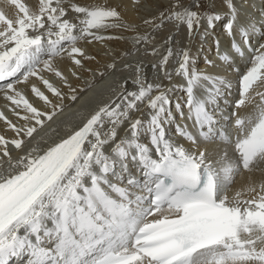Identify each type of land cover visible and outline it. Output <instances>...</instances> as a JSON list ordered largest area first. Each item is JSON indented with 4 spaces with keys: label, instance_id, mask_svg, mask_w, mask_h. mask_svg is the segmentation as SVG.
I'll list each match as a JSON object with an SVG mask.
<instances>
[{
    "label": "snow or ice",
    "instance_id": "snow-or-ice-1",
    "mask_svg": "<svg viewBox=\"0 0 264 264\" xmlns=\"http://www.w3.org/2000/svg\"><path fill=\"white\" fill-rule=\"evenodd\" d=\"M7 2L18 12L9 18L0 11V82H5L0 90L6 89V98L23 109L20 119L25 124L17 127L6 121L16 135L10 140L0 135V151L8 157V145H12L25 154L14 163L10 158L9 168L0 170V264L20 260L24 264H264V184L258 192L249 189L254 195L248 199H238L239 192L230 199L226 193L233 169L200 147L202 141L217 138L233 143L230 125L237 113L226 114L219 106V99L230 94L231 82L198 72L188 50L177 53L175 73L187 82L185 107L194 131L186 123L177 124L176 135L187 146L166 134L174 116L169 93L183 86L145 84L137 65V75L130 81L134 87L120 84V91L94 109L67 139L47 147L43 154L31 147L26 150L25 138L32 137L45 119L51 120L62 103H53L32 85V93L52 109L38 110L15 85L36 77L62 101L64 93L44 77L46 72L54 73L68 87V98L75 100L76 89L54 67V59L70 60L69 72L79 79L80 73L88 71L85 62L94 57L78 42L121 38L99 33L131 25L121 22L115 7L38 0L33 10L21 0ZM157 2L163 10L143 21L153 29L171 21L177 27L185 25L192 37L202 19L207 20L208 29L221 20L219 14L201 13L200 0H189L187 6L183 0H176L175 6L172 0ZM227 6L232 17L224 28L232 35L236 14L231 0ZM200 34L206 35L207 29ZM241 35L251 53V66L240 76L237 108L245 104L254 82L264 78V26L242 28ZM135 39L142 44L149 36ZM172 39L168 37L169 44ZM231 47L247 60L240 46L233 42ZM157 52L158 48L152 49L153 54ZM172 55L169 48L161 68ZM219 58L229 59L228 55ZM107 67L115 69V63ZM164 75L172 79L170 72ZM197 87L204 89V98L194 94ZM174 106L183 119L181 102ZM133 112L141 115L132 118ZM0 120H6L3 113ZM125 121L130 138L113 145L117 128ZM234 123V168L251 172L264 162V107L258 115L237 117ZM145 134L150 146L140 142Z\"/></svg>",
    "mask_w": 264,
    "mask_h": 264
},
{
    "label": "bare ground",
    "instance_id": "bare-ground-1",
    "mask_svg": "<svg viewBox=\"0 0 264 264\" xmlns=\"http://www.w3.org/2000/svg\"><path fill=\"white\" fill-rule=\"evenodd\" d=\"M207 1L215 9L212 14H219L221 20L216 21L214 27L208 29L207 20L202 19L199 32L189 37L187 28L183 24L177 27L175 22L166 21L161 28L153 29L150 25L143 23L145 19L156 17L158 12L163 10V6L158 4L157 0H71V2H75L81 6L115 7L120 13L121 22L131 25V27L108 29L106 31L101 30L99 33L105 36L110 35L121 38L93 42L92 44H87L85 41L78 42L79 47L94 57V59L85 62V67L88 71L80 73L79 79L71 76L69 72V68L71 67L70 60L64 56L54 59V67L62 71L68 77L72 87L76 89L75 95L77 98L75 100L68 98V87L54 73L46 72L44 73V77L54 87H57L64 93L62 101L57 100L36 77H31L29 81L15 85V88L38 110L52 111L49 106L45 105L44 101L32 93V85H35L44 92L53 103H62V107L56 110L51 120L45 119L42 125L36 126V131L32 137L25 138L26 150L31 147L35 148L39 153L47 146L49 147L61 140L74 128L86 122V119L90 118V115L93 114L94 109L98 110L99 106H103L105 102L114 97L120 91V84L123 83L126 87L133 88L134 86L131 85L130 81L135 79L137 75V65L140 66L141 73L145 77L143 81L145 84H161L164 87H170L171 85L183 86V88L177 87L169 93L170 100L172 101L170 107L174 116L173 123L166 126V134L172 137L173 140H177L187 146L188 142L182 138H178L176 135L177 124L183 126L186 123L190 131L194 129L193 121L187 120L188 109L185 107L187 95L183 89L187 87V82L182 75H176L175 73V69L179 64L177 53L182 50H188L190 55L194 57V66L201 74L213 75L216 78H224L231 82L232 88L230 94L219 99V106L226 114L228 113L227 110L229 112L232 110L237 113V117L244 119L250 115H258L260 108L264 107V100H262V97H264L263 80L261 84H259V81L256 82L257 84L254 82L249 89L244 105L237 108L235 102L240 99V76L246 71L247 67L251 66V53L248 52V46L244 44L241 29H246L251 25L264 26V0H231L236 14L232 35H229L224 28V25L232 17V10L227 6L228 0ZM21 2L33 10L38 4V0H21ZM172 4L175 6L176 1L172 0ZM188 4L189 1L184 3L185 6ZM0 11H4L9 18H15L18 12L7 0H0ZM206 29L207 34L202 37L200 33L205 32ZM143 35L149 36V40L142 44H137L135 38ZM169 36L173 37L171 44L168 43ZM217 41L218 43H216ZM233 42L246 53L247 60L235 53L231 47ZM154 48H158L156 54L152 53V49ZM169 48H171L173 55L168 57L164 62L163 68H161L160 61L168 54ZM221 55H228L229 59L221 61L219 58ZM206 60L212 63L210 65L206 64ZM113 62L115 63V69L108 68L107 66ZM124 65H129V67L126 68ZM153 65H156V67L154 68ZM104 68L106 71H103ZM165 71L171 73V80L165 77ZM203 83L207 85V82ZM207 86L210 87V85ZM6 91V89L0 90V113H3L6 118V120H0V135L10 140L16 134L7 126L6 121H10L12 124L20 127L25 124V121L20 119L21 116L25 115V112L22 108H17L15 104L6 98ZM155 94L156 90L153 92V95ZM194 94L200 98H204L205 91L197 87L194 88ZM177 100L181 102L184 112L183 119H181L175 110L174 105ZM208 106L211 107V105ZM141 107L143 108L144 106L141 105ZM147 111L144 108V119L148 118L146 115ZM140 115L139 112L131 113L132 118ZM237 117L232 118L230 125L233 143L221 142L217 138L216 141H202L200 147L201 150H205L210 155L221 159L224 167L233 169L229 173L231 182L229 183L226 195L231 199L239 192L240 196L238 199L244 200L254 195L249 189L254 188L258 192L260 185L264 184V162H258L251 172L242 167L239 170L234 168V158L236 155L234 152V140L237 131L234 121ZM31 124H34V121ZM127 128H129L127 121L117 128L115 141L111 142L113 145L121 139L130 138V132L125 131ZM140 142L150 146V139L147 134L140 138ZM8 149V157H5L3 151H0V170H7L9 168L10 158L14 163L19 156L25 154L15 149L12 145H8ZM129 167L135 173V166L130 163ZM114 182L119 183L115 180ZM156 218H160L159 215ZM14 264H24V260L14 262Z\"/></svg>",
    "mask_w": 264,
    "mask_h": 264
},
{
    "label": "rangeland",
    "instance_id": "rangeland-1",
    "mask_svg": "<svg viewBox=\"0 0 264 264\" xmlns=\"http://www.w3.org/2000/svg\"><path fill=\"white\" fill-rule=\"evenodd\" d=\"M176 1V0H175ZM189 0H183V4L184 3H186V2H188ZM210 3H209V1H207V0H200V7H199V11L201 12V13H203V14H212V13H214V11H215V9L213 8V7H211L210 5H209ZM215 5V4H214ZM215 7V6H214ZM214 9V10H213ZM192 10H197L196 8H193ZM103 71H106V69L104 68L103 69ZM263 80V82H264V78H261L260 80H257V81H259V84H261V81ZM256 81V82H257ZM255 82V84H257ZM263 95H264V92H263ZM262 95V96H263ZM261 97V96H260Z\"/></svg>",
    "mask_w": 264,
    "mask_h": 264
}]
</instances>
